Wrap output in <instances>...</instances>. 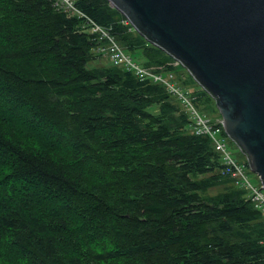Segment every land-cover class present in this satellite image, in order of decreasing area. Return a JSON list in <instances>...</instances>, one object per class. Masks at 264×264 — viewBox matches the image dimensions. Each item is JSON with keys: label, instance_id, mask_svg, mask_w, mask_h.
Returning <instances> with one entry per match:
<instances>
[{"label": "trees", "instance_id": "1", "mask_svg": "<svg viewBox=\"0 0 264 264\" xmlns=\"http://www.w3.org/2000/svg\"><path fill=\"white\" fill-rule=\"evenodd\" d=\"M74 2L142 66L183 73L195 106L214 101L108 0ZM98 46L54 0H0V264H264V214L211 139Z\"/></svg>", "mask_w": 264, "mask_h": 264}, {"label": "water", "instance_id": "2", "mask_svg": "<svg viewBox=\"0 0 264 264\" xmlns=\"http://www.w3.org/2000/svg\"><path fill=\"white\" fill-rule=\"evenodd\" d=\"M214 99L264 189V0H108Z\"/></svg>", "mask_w": 264, "mask_h": 264}, {"label": "built area", "instance_id": "3", "mask_svg": "<svg viewBox=\"0 0 264 264\" xmlns=\"http://www.w3.org/2000/svg\"><path fill=\"white\" fill-rule=\"evenodd\" d=\"M54 6L58 10L87 18L89 32L96 36L99 43L98 52L104 54L112 64L132 72L142 82L151 81L165 85L168 91L177 97L188 112L192 120L190 125L191 132L197 136L211 139L216 152L222 156L226 175L234 179L236 185L247 192L249 200L264 214V189L261 184L254 185L250 181L245 170L246 166L240 164L228 150L226 140L221 137L225 130L224 122L221 118L213 121L200 114L195 106L196 97L190 90L183 88L177 83L175 73L163 74L155 72L136 62L131 55L126 53L125 49L107 29L81 13L76 8L74 0H54ZM126 24H130V22L127 20Z\"/></svg>", "mask_w": 264, "mask_h": 264}, {"label": "rangeland", "instance_id": "4", "mask_svg": "<svg viewBox=\"0 0 264 264\" xmlns=\"http://www.w3.org/2000/svg\"><path fill=\"white\" fill-rule=\"evenodd\" d=\"M108 58L106 56H104L102 58L103 60V63H107V60ZM133 59L137 62L136 58L133 57ZM139 63V62H138ZM179 63V62H178ZM140 64V63H139ZM180 64V63H179ZM176 66H178L176 64ZM150 69V68H148ZM185 71H187L185 68H184ZM181 71V70H180ZM188 73V71H187ZM181 74L182 78L185 79L186 76L185 75H182L183 73H178L176 74V77ZM189 74V73H188ZM177 83L179 85H181V81L179 82L178 78H177ZM188 90H193V88L191 87V89H188ZM196 105V104H195ZM197 110L200 112V114L204 115L206 118L210 119V120H217L221 117L218 109H217V106H216V103L214 101H211V102H205V104H203V107L202 108H198L196 106ZM221 137L224 138L226 140V143H227V147H228V150L232 153L233 157L235 159H237V161L240 163V164H245L246 162V157L241 153V151L239 150V148L235 145V143L233 141H231L229 139V137L227 136V134L225 133V130L223 131V133L221 134ZM246 170V173L250 179V181L254 184V185H258L260 184V180H259V177L254 174L249 167H246L245 168ZM219 191L221 190H214L212 192H210V194H216L218 193Z\"/></svg>", "mask_w": 264, "mask_h": 264}]
</instances>
